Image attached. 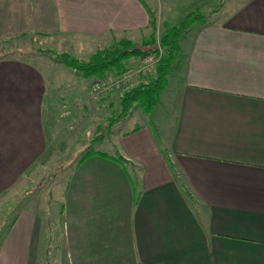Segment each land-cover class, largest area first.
<instances>
[{"label": "crops", "instance_id": "1", "mask_svg": "<svg viewBox=\"0 0 264 264\" xmlns=\"http://www.w3.org/2000/svg\"><path fill=\"white\" fill-rule=\"evenodd\" d=\"M151 13L147 0H0V42L36 36L75 52L137 41ZM215 14L180 40L164 122L113 132L106 153L126 162L77 152L51 189L59 231L49 235L23 205L0 239V264H50L49 246L54 264H264V0H229ZM64 68L61 77L0 56L1 193L61 152L69 137L57 112L83 124L93 110V77Z\"/></svg>", "mask_w": 264, "mask_h": 264}, {"label": "rangeland", "instance_id": "2", "mask_svg": "<svg viewBox=\"0 0 264 264\" xmlns=\"http://www.w3.org/2000/svg\"><path fill=\"white\" fill-rule=\"evenodd\" d=\"M147 2L154 9L153 15L151 13L149 34L137 41H130L139 45L151 40L150 45L147 44V47H151L153 52L145 53V55L153 54L155 55V59L152 62V66L148 68L149 70H145L146 73L136 72L137 69H141L142 64H139L141 55L134 58L130 57L125 61L127 67L130 69V82L133 84L148 81L155 74L156 66L161 62V57L166 53L161 39L169 29L178 26L184 19H187L189 25L182 32L184 36L190 29L204 25L212 20H218L215 12L221 6L224 7L229 0H147ZM121 40L122 38L114 40L108 45L101 42L95 44V46L80 44L75 49V52L68 48H66L65 52L51 50L48 48V43H41V40L36 36L15 37L0 42V56H17L39 61L46 69L51 68L55 74L57 73L56 75L60 74L61 77H65L67 74L64 68L65 64L59 61L57 55L68 53L77 59L87 61L98 49H109ZM155 49L156 51H154ZM58 50L64 49L58 48ZM178 54L181 61V49H179ZM179 67L168 75L167 82L160 91L159 100L153 111L149 114H145L139 106L134 105L126 115L117 116L120 111L119 96L122 91L119 89L104 92L97 97L92 96L93 98L91 100H94V108L87 114L88 117L90 116V120L86 122L88 117L84 118L83 124H80L83 119L78 118V116V119L74 121L71 117L67 116L68 114L66 112L61 115L60 111H55L57 112V116L54 118V122L58 125V128H61V126L65 128L63 134L68 135L69 139L65 141V138H63L60 153L55 157L46 158L44 163L33 165L24 178L9 189L2 191V193L1 187L7 184L0 183V239L11 225L19 208L23 205L35 209L37 214L42 218L41 227H45L46 232L50 230L49 235L51 233L52 236L55 231H59V218L56 216L58 202L54 201L55 195L53 193L54 191H52L53 182H59L65 178L63 175L64 170H68L79 160L80 154L76 155L77 152L82 151L84 153L87 150L96 149L113 154L115 143L112 134L116 129L127 130L130 126L139 124L144 119L152 120L154 115L161 119L160 121L164 122L165 115L163 113L167 112V102L172 100L175 90V85L171 77L176 75ZM111 74H114V72H111ZM98 78L100 77L94 76L92 80L94 81ZM85 80L80 81L78 85L73 83L71 87L84 88L88 79L85 78ZM67 88H69V84ZM79 98L80 95L78 94L77 99ZM84 100L81 99L79 102L82 103ZM102 100H104L103 104H101ZM120 119L121 122L113 126ZM89 121H92L93 124ZM69 130L72 132L71 135ZM74 154L76 156H73ZM131 170L134 171V174L138 173L135 168H131ZM11 176L15 177V175ZM50 248L52 247L49 246L44 257L45 261L49 260L51 262L50 264H54L52 262L53 253L50 252Z\"/></svg>", "mask_w": 264, "mask_h": 264}, {"label": "trees", "instance_id": "3", "mask_svg": "<svg viewBox=\"0 0 264 264\" xmlns=\"http://www.w3.org/2000/svg\"><path fill=\"white\" fill-rule=\"evenodd\" d=\"M188 25L189 21L184 19L178 26L172 27L165 33L161 41L166 53L156 66L155 74L148 81L132 84L121 91L119 96L120 111L117 116L126 115L134 105L139 106L145 114L153 111L159 100L160 91L167 82L168 75L180 65L181 61L178 54L180 40L183 37L182 32L185 28H188ZM150 42L151 40L137 45L128 39H122L109 49H98L87 61L77 59L68 53H61L57 56L59 61L85 77H103L107 72L120 75L130 71L125 63L128 58L153 52L151 47H147ZM94 153L112 157L120 162H126L118 153L109 155L106 152L94 149L84 152L81 158L83 159Z\"/></svg>", "mask_w": 264, "mask_h": 264}, {"label": "built area", "instance_id": "4", "mask_svg": "<svg viewBox=\"0 0 264 264\" xmlns=\"http://www.w3.org/2000/svg\"><path fill=\"white\" fill-rule=\"evenodd\" d=\"M155 59V55L153 54H148V55H141L139 58V64L141 65V69H137V73H146L152 66V62ZM146 70V71H145ZM130 73H125L123 75H115L111 74L110 72H107L103 77H100L94 81H92L91 84V93L93 97H97L100 94L104 92H109L113 89H119V90H124L128 86H130Z\"/></svg>", "mask_w": 264, "mask_h": 264}]
</instances>
